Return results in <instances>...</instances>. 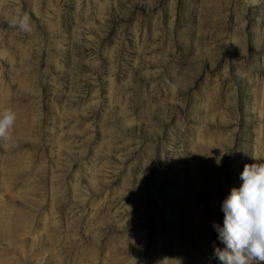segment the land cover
Instances as JSON below:
<instances>
[{
    "label": "rangeland",
    "instance_id": "rangeland-1",
    "mask_svg": "<svg viewBox=\"0 0 264 264\" xmlns=\"http://www.w3.org/2000/svg\"><path fill=\"white\" fill-rule=\"evenodd\" d=\"M9 106L0 264H221L264 163V0H0Z\"/></svg>",
    "mask_w": 264,
    "mask_h": 264
},
{
    "label": "clouds",
    "instance_id": "clouds-1",
    "mask_svg": "<svg viewBox=\"0 0 264 264\" xmlns=\"http://www.w3.org/2000/svg\"><path fill=\"white\" fill-rule=\"evenodd\" d=\"M12 25L29 31V18H15ZM17 112L11 106L0 109V144L15 147ZM219 164V161H217ZM241 186L232 188L223 200V226L213 223L218 239L225 245L215 248L221 264H264V163L245 164Z\"/></svg>",
    "mask_w": 264,
    "mask_h": 264
}]
</instances>
